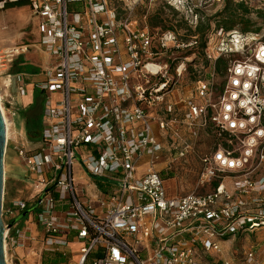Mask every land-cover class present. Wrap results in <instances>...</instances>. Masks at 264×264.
Listing matches in <instances>:
<instances>
[{
	"label": "built area",
	"instance_id": "2783aa9c",
	"mask_svg": "<svg viewBox=\"0 0 264 264\" xmlns=\"http://www.w3.org/2000/svg\"><path fill=\"white\" fill-rule=\"evenodd\" d=\"M12 1L0 0V9ZM28 6L47 58L37 84L44 125L32 147H15L35 194L32 201L2 204L3 242L11 233L10 242L29 243L21 225L28 222L42 228L46 250L64 252L70 238L79 240L78 264H229L213 257L222 241L264 225V40L223 29L214 34L219 39L207 40V72L196 79L198 100L186 99L184 118L188 133L204 128L214 143L200 156L202 189L170 196L161 173L137 176L136 162L160 149L152 126L167 123L150 118L148 109L163 105L173 113L167 94L182 102L176 84L186 61H178L171 77L172 64L156 56L170 46L194 48L199 39L118 19L110 0H29ZM29 47H0V103L12 117L17 95L27 92L25 76L11 66ZM234 51L242 56L229 57ZM218 59H225L222 66ZM12 83L17 94L7 92ZM170 138L174 153L185 155L187 146L177 149V137ZM76 164L89 187L78 181ZM93 180L108 186L100 189ZM28 203L33 209L8 228Z\"/></svg>",
	"mask_w": 264,
	"mask_h": 264
},
{
	"label": "rangeland",
	"instance_id": "374dc122",
	"mask_svg": "<svg viewBox=\"0 0 264 264\" xmlns=\"http://www.w3.org/2000/svg\"><path fill=\"white\" fill-rule=\"evenodd\" d=\"M110 4L116 8L118 19L128 17L136 20L140 27H148L152 33L160 30H171L184 41H189L194 36L199 39L198 45L194 48L178 49L170 46L166 52H161L156 56L160 64L167 63L168 66L172 64L170 71L167 69V76L171 77L175 76L172 70L178 61L182 59L186 61V69L176 86L187 95L194 93L196 79L205 76L209 65L206 59L205 46L201 47V43L206 38L208 41L213 38L215 32L224 27L223 25L228 20L232 18L235 22L234 30L242 31L244 27H248L246 32L254 33L257 35V39L264 40V0H110ZM241 4L246 5L248 10H245ZM26 9L29 10L27 7ZM13 10L14 8L7 11L0 10V12L7 15ZM9 22V27L12 26L16 31L14 43H27L28 40L34 39L33 29L35 25H33V21L28 22L27 19L21 26H17L12 19ZM219 38L220 36L214 35V40ZM229 44L231 43L229 42ZM241 56V53L234 51L229 57L238 58ZM27 57L32 58V55L28 53ZM15 59L17 65L26 62L27 58L26 55H19ZM2 83L3 78H0V92ZM34 91L33 99L37 101L40 98V92ZM6 116H9L8 118L14 122L9 128L8 148L14 143L13 141L27 148L32 147L37 137L27 134L23 111L21 116L12 117L10 112L6 110ZM35 131L39 130L36 129ZM32 134L36 133L30 135ZM179 135L178 143H184L183 145L187 146L185 155L179 158L172 149L169 151L170 140L167 136H163L160 143L161 163L159 166L155 162L152 164L155 166L153 169L160 171L162 177L166 178L165 185L168 194H175L176 196L202 189L199 185L200 156L208 151L214 143V137L211 136L210 132L202 130H196L195 135L188 133ZM14 173L16 180L13 183L9 175H6L9 178L4 184V207L8 205L10 196L14 199L29 200V197L35 194L34 187L29 186L30 183L33 184V180L28 175H22L18 170H15ZM22 225V228L25 226V229L30 227L28 222L26 225L25 223ZM36 228L37 232L34 230L33 233H30L29 243L24 242L22 238L15 245L12 244L9 239L15 238V236L10 233V236L5 240L6 251L4 250V255L9 264H46V258L53 252L44 247L42 228L37 227V225ZM65 251L67 257L65 264H78L79 258L73 257V253L70 251ZM250 251L253 252V256L249 262L246 255ZM223 255L229 264L264 262V225L237 232L233 237L222 241L220 250L213 257L215 259L223 258Z\"/></svg>",
	"mask_w": 264,
	"mask_h": 264
},
{
	"label": "crops",
	"instance_id": "0c3cea01",
	"mask_svg": "<svg viewBox=\"0 0 264 264\" xmlns=\"http://www.w3.org/2000/svg\"><path fill=\"white\" fill-rule=\"evenodd\" d=\"M26 7L29 10H27ZM13 8H14V10L11 11L7 15L4 14L3 12H0V47H8V46L15 45V44H29L30 45V47L28 48V51L26 53L22 54V55H26V58H27L26 62L18 63L16 65V63H15L16 61H14V63L11 66V71L22 73L25 76V80H26L27 95H25V96L17 95L18 115L21 116V112L28 109L29 105L34 101L33 94L35 92L34 90L38 91L37 84L45 79V75L43 74L42 70L45 67V63H46L47 58H46V52L43 51L41 49L40 45L38 44L39 39H40V30H39V25L37 23V18L35 16V14L33 13L32 9L29 8L28 4H26V6H20V7H16V6L12 7L11 6L10 8L5 7L4 9H0V10L1 11H5V10L7 11V10H10ZM15 8H21V9H15ZM18 10H21L22 13H17L16 15H14V13H16ZM11 19L13 21H15L17 26L23 25L27 21V19H28V22L33 21V25H35L34 29H33V33L35 35L34 39L28 40L27 43H21V42L14 43L13 39H14V35H15L16 31H14L12 26L9 27V24H10L9 21ZM28 53H30L32 55V58L27 57ZM7 92H10L11 94L12 93L17 94L16 90H15V84L14 83H12L11 87H9L7 89ZM179 97H181L182 102H179L178 104H176V103H174L173 97L171 96V94H167L165 96V102L164 103L171 104L173 107V113H171V114L166 113L163 110V105L148 109V112H149L148 116L150 118H152L156 121H163V120L167 121L166 126L163 129H160L157 124H153L152 133L155 136V138H157V141L159 142V144L161 143V139L163 138V136H167V138H169V140H170L169 141V143H170L169 144L170 145L169 151H170V149L175 151L173 149L175 146L173 145L172 140L170 138L171 136H176L177 139L179 140V138H180L179 134L188 133L187 132L188 121L185 120V118H184V115L187 111V107L185 104L186 99L193 97V100H198V96L195 93H193L191 95H187L186 93H183V91H181L180 88H179ZM42 119H43V115H42ZM42 119H41V125H42L41 130H42L43 125H44ZM136 125L138 126V128L141 127L140 123H136ZM133 127L135 128L136 126L134 125ZM199 130H202L204 132H208V130H205L204 128H199L197 131H199ZM131 132H132L131 130H128L127 134L130 135ZM188 134L189 135H195L196 133L195 134L194 133L193 134L188 133ZM13 142L14 143L11 144V147L8 148V146H7L6 151H5V155H4V159H5V161H4L5 181L9 177H10V180L12 183L16 180L15 175H14L15 170H18L22 175H28L33 180V175H30V173L25 168L21 167L20 164L18 163V160L16 159V155H15V147H16L17 143L15 141H13ZM183 144L184 143H180V144L178 143V145H176V146H178L177 149L182 148ZM158 160H160V162H158ZM154 162L157 164V166H159V164L161 163L160 149L154 151L153 153L147 152V153L142 154V156L136 162V168H135L136 175L142 176L146 173V171H148V169L155 168V166L152 165ZM74 173L76 174L78 181L86 183L89 187V183H90L89 177L82 171V169H80V167L77 164L74 166ZM6 175H9V177H7ZM29 186L32 187L33 184L30 183ZM164 186L166 188L165 181H164ZM166 190H167V188H166ZM167 193H168V191H167ZM169 195L170 196H176L175 194H173V195L169 194ZM31 197H29V199ZM15 200H27V199H22V198H15L14 199L13 197L10 196L8 199V203H7L8 205L7 206H10L13 202H15ZM22 224L23 223H21V225ZM37 227H39V226H37ZM34 230H35V232H37L36 225L32 224V225H30V227H26V229L24 227L23 234L33 233ZM17 242H19V241H17ZM12 244L15 245L16 243L12 242ZM81 246H82V244L79 240H76L75 238H70L68 244L66 245L67 249H64V250L70 251L71 253H73L72 254L73 257L79 258L78 253H79ZM13 253H15V252H13ZM11 255L13 256V254H11ZM223 258H225L224 255H223Z\"/></svg>",
	"mask_w": 264,
	"mask_h": 264
},
{
	"label": "trees",
	"instance_id": "16d2710c",
	"mask_svg": "<svg viewBox=\"0 0 264 264\" xmlns=\"http://www.w3.org/2000/svg\"><path fill=\"white\" fill-rule=\"evenodd\" d=\"M29 3V0H16V1H12L9 4L6 5V8H10L11 6H16V7H20V6H26V4ZM242 6L245 7V10L247 9V6L244 4H241ZM235 25V22L232 20V18L230 20H228L223 26L219 29H223L224 31L227 30H234L235 28H233V26ZM248 27H244L242 29V31L239 30V32H246L248 29ZM217 30V29H216ZM206 42H207V38L201 43V47L206 46ZM217 63L220 65L221 63L223 64V60L222 59H218ZM39 91V90H38ZM40 92V98L34 101L29 105L28 109H26L25 111H23V116L25 117V125H26V131L27 134L29 136H33V137H38L40 131H41V119H42V115H43V97H42V92ZM39 130V131H35V130ZM31 133H36V134H32ZM36 139V138H35ZM93 182L96 183L97 186L100 187V189H103L105 186H108L106 183L102 182L101 180H93ZM29 206L27 207V211L32 210L34 205L32 204V206H30V203H28ZM239 232H243V230H239ZM53 253L48 255V257L45 260L46 264H65L67 262V257H66V252L64 251H52Z\"/></svg>",
	"mask_w": 264,
	"mask_h": 264
},
{
	"label": "water",
	"instance_id": "95a60500",
	"mask_svg": "<svg viewBox=\"0 0 264 264\" xmlns=\"http://www.w3.org/2000/svg\"><path fill=\"white\" fill-rule=\"evenodd\" d=\"M6 126L4 124V119L2 115V110L0 109V264H7V260L4 258V232L5 226L2 219V204H3V197H4V183H5V176H4V155L6 151ZM29 212L25 211L19 216L15 217L13 221H11L7 226L8 228L12 227L16 221H19L27 216Z\"/></svg>",
	"mask_w": 264,
	"mask_h": 264
},
{
	"label": "bare ground",
	"instance_id": "6f19581e",
	"mask_svg": "<svg viewBox=\"0 0 264 264\" xmlns=\"http://www.w3.org/2000/svg\"><path fill=\"white\" fill-rule=\"evenodd\" d=\"M17 13H22L21 10H18L16 13H14V15H16ZM153 70H155L156 68L153 67L152 68ZM0 98H1V92H0ZM0 109L2 110V115H3V119H4V124L6 126V139L9 137V123H8V120H7V117H6V114H5V111L4 109H2V105L0 103ZM4 250L6 251V243L4 242ZM4 258L6 259V256L4 255ZM7 260V259H6ZM7 264H9L8 260H7Z\"/></svg>",
	"mask_w": 264,
	"mask_h": 264
}]
</instances>
